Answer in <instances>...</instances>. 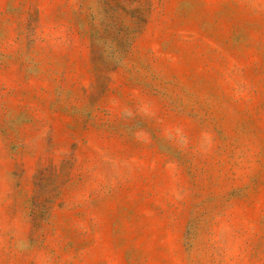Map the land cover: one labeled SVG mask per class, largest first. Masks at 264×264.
Masks as SVG:
<instances>
[{"label": "rangeland", "instance_id": "rangeland-1", "mask_svg": "<svg viewBox=\"0 0 264 264\" xmlns=\"http://www.w3.org/2000/svg\"><path fill=\"white\" fill-rule=\"evenodd\" d=\"M0 264H264V0H0Z\"/></svg>", "mask_w": 264, "mask_h": 264}]
</instances>
